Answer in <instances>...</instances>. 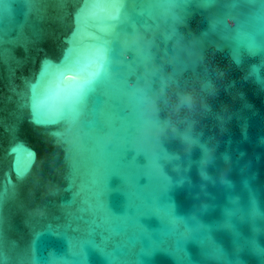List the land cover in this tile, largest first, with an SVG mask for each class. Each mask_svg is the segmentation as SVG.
Here are the masks:
<instances>
[{"label":"water","instance_id":"water-1","mask_svg":"<svg viewBox=\"0 0 264 264\" xmlns=\"http://www.w3.org/2000/svg\"><path fill=\"white\" fill-rule=\"evenodd\" d=\"M245 178L264 204V0H0V264H211Z\"/></svg>","mask_w":264,"mask_h":264},{"label":"clouds","instance_id":"clouds-1","mask_svg":"<svg viewBox=\"0 0 264 264\" xmlns=\"http://www.w3.org/2000/svg\"><path fill=\"white\" fill-rule=\"evenodd\" d=\"M249 50L255 53L257 45L252 43ZM257 69L253 67V72ZM190 145L198 144L195 139L189 140ZM202 149V159L200 175L202 179L209 180L206 166L211 162L212 152L204 145ZM224 159L228 161L230 157L225 154ZM182 184L183 181H180ZM222 185L227 189L234 188L233 182L226 177L221 179ZM243 186L249 192L247 205H242L239 196L229 195L227 202L221 207V217L217 221L215 228L226 233L231 240V250L223 243L217 242L214 237L207 239L206 257L211 264H247L243 259L246 254L254 259L257 264H264V204L252 190L250 181L245 178ZM204 211H207L205 207ZM211 231L213 226H205ZM203 243V242H202Z\"/></svg>","mask_w":264,"mask_h":264},{"label":"snow or ice","instance_id":"snow-or-ice-1","mask_svg":"<svg viewBox=\"0 0 264 264\" xmlns=\"http://www.w3.org/2000/svg\"><path fill=\"white\" fill-rule=\"evenodd\" d=\"M69 67H71V65H70ZM67 79H68L70 82H72L73 84H76V83L79 82L78 79H77V76H75V75H69V76L67 77ZM34 115H44V114H43V113H39V114H34Z\"/></svg>","mask_w":264,"mask_h":264}]
</instances>
